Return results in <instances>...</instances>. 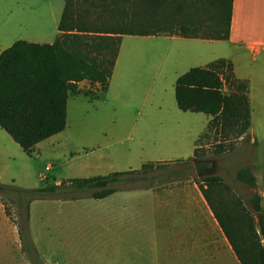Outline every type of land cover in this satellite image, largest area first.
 Segmentation results:
<instances>
[{"label":"rangeland","instance_id":"rangeland-1","mask_svg":"<svg viewBox=\"0 0 264 264\" xmlns=\"http://www.w3.org/2000/svg\"><path fill=\"white\" fill-rule=\"evenodd\" d=\"M62 7V0H0V52L17 40L51 44L58 35L57 24ZM126 36L125 42L130 39L128 35ZM204 46V49L196 50L203 57L188 61L182 69L205 67L204 65L210 62L205 56L208 53H211L210 57L230 55L224 43ZM162 49L163 46L159 45L146 46L145 55H142L144 53L142 50L135 55L146 56L145 70L143 69L144 82L148 83L151 79L150 73L155 70L154 66L158 65L156 59L151 58L152 55L158 54ZM120 56L121 74L126 69L124 64L127 59L124 58V51ZM131 60L136 61L135 58ZM170 62L169 57L163 72L167 71ZM253 64L248 54H242L237 61L240 70L244 72H247ZM162 82L160 92L149 96L150 101L154 100L156 103L160 101L163 104L164 108L160 112L153 109L151 112L142 110L138 113L134 106L139 105L144 96L140 87L138 90L115 88L113 94L107 97L100 96L97 87L93 90L96 94L93 99L82 94L70 96L67 126L64 131L40 144L30 155L25 154L0 129L1 183L35 189L66 179L135 171L140 170L141 166L147 163L163 162L146 174L145 180L140 179L141 175L129 176L135 178V181L132 179L112 187L117 189L116 191H121L120 189L139 184L147 185L151 182L198 185L200 178L194 172L191 157L194 142L204 131L208 116L202 113H186L179 109L177 111L173 91L175 80L170 75H165ZM119 83H123L121 79ZM82 90L88 91L87 87H83ZM223 91L229 93L226 86ZM257 100L264 109V96H258ZM168 104L173 106V112ZM254 107L260 108L257 103L253 105L255 111ZM263 109L255 111L251 129L255 140L245 133L239 139L229 137L224 142L212 131H206L198 143L200 146L198 155L199 159L215 162L214 176L220 177L223 183L230 186L231 192L240 197L248 208L251 196L254 193L258 194L261 212L264 214ZM177 122L180 126H176ZM219 143L222 144V153H218ZM45 166L50 170L45 171ZM241 167L251 169L256 178L255 189L236 181L235 173ZM151 174H154L155 178L151 179ZM89 194V191H77L69 195L89 199ZM13 199L14 196L0 193V201L10 213L11 219L23 228L24 210L18 209ZM46 199L58 198L54 196ZM30 205L28 238L32 251L27 245L23 246L24 243L20 240L18 232L16 234L9 231L4 224V216H0V230L4 232L3 239L0 238V264H182L176 259L177 256L140 255L128 248L122 240L112 245L105 231L97 229L95 232L89 224L84 225L81 235L77 237L80 247L77 253L60 254L53 247L60 246L58 242L60 232L56 230L52 233L53 227L44 230L42 224L43 211L47 210L51 215L53 205L40 202ZM87 205L91 208L90 203ZM90 208L85 215L90 214ZM217 228L218 235L212 233L211 253L189 256V264H239L220 228ZM113 229L121 239L129 232L122 224L113 226ZM91 238H94V241L90 240ZM34 239H38L39 248L36 247Z\"/></svg>","mask_w":264,"mask_h":264},{"label":"trees","instance_id":"trees-1","mask_svg":"<svg viewBox=\"0 0 264 264\" xmlns=\"http://www.w3.org/2000/svg\"><path fill=\"white\" fill-rule=\"evenodd\" d=\"M62 2L58 35L51 44L17 40L0 52V129L27 155L34 146L65 129L69 94L96 97L95 92L82 91L79 83L85 81L89 86L97 85L100 93L106 92L122 36L226 41L230 34L233 0ZM225 86L229 93H224ZM174 99L182 112L210 116L206 131L224 142L229 137L239 139L250 127L247 83L234 78L228 61L219 59L187 70L175 81ZM221 145L218 153L223 152ZM198 149L193 159L200 158ZM160 165L147 163L138 171L66 179L35 189L0 184V193L14 196L16 207L24 210V227L11 219L3 205L5 215L16 226L23 246L32 251L28 238L31 202L54 196L76 199L79 197L69 194L77 191H89L90 198L103 199L116 192L115 184L135 181L129 177L135 175L145 180L146 174ZM235 179L248 188L256 187L248 167L239 168ZM198 188L239 264H264L260 196L254 193L248 208L214 175L200 178Z\"/></svg>","mask_w":264,"mask_h":264},{"label":"crops","instance_id":"crops-1","mask_svg":"<svg viewBox=\"0 0 264 264\" xmlns=\"http://www.w3.org/2000/svg\"><path fill=\"white\" fill-rule=\"evenodd\" d=\"M125 37L127 36L121 37L108 88L100 96L112 95L115 88L124 89L125 87L138 90L140 87L144 96L141 103L134 106V108H137L138 113L142 110L151 112L153 109L160 112L164 108L163 104L160 101L157 103L154 100L150 101L149 96L160 92L163 77L170 75L176 81L180 75L189 70L188 68L182 69L188 61L203 57L196 50L204 49V45L224 43L230 55L227 57L223 55L210 57L212 56L211 53L205 54L210 60L207 64L209 65L219 59L228 61L232 65L234 78L247 83L250 127L246 134L251 135L255 140L251 130L255 111H259L260 108L263 109L257 98L258 96H264V0H233L230 34L226 41L185 39L177 36H128L130 39L125 42ZM156 45L163 46V49L158 54L154 53L152 55L151 58L156 59L158 65L154 66L155 70L150 73L151 79L146 83L143 74L146 56L135 55L141 53L140 50L144 51L142 55H145L146 50L144 49L146 46L155 47ZM123 51L124 58L127 59L124 64L126 69L120 74V55ZM242 54H248L251 62L254 63L247 72L240 70L239 65H237V61ZM169 57L171 62L167 71L163 72L165 62ZM131 58H135L136 61H132ZM207 64L204 66L206 67ZM120 79L123 83L118 84ZM78 86L81 90L83 87H87L88 91L92 92L98 87L97 85L89 86L85 81L79 83ZM70 96L74 95L69 94L67 98L66 126ZM254 103H257L260 107L259 109L254 107L255 111L253 109ZM168 107L172 112L174 111L171 104H168ZM210 120L211 117L208 116L204 131L194 142L191 158H193L194 150L200 147L198 141L206 132ZM262 120L264 121V118ZM176 124V126H180L178 122ZM53 137L40 142L33 149ZM46 168L48 169L46 170ZM44 170L49 171L50 168L45 166ZM135 171H138V169ZM151 175V179L155 178L154 174ZM0 184H2L1 180ZM55 184H58V182H55ZM120 190L103 199H42L31 202V205L37 202L53 205L54 209L51 215L48 214L47 210L43 211L42 224L44 230L53 227L51 232L56 230L60 232L58 241L60 246H53L60 254L77 253L80 248L77 237L81 235L85 224H89L95 232L97 229L105 231L108 241H112L110 244L113 245L116 244V241L122 240L128 248L140 255L177 256L178 262L189 264V256L209 255L211 253L212 233L218 235V225L216 221L214 222V219L212 220V213L197 184L151 182L147 185L139 184ZM89 203L91 208L87 205ZM99 204L100 206L102 204V206L100 207ZM89 208L90 214L85 215ZM0 216H4V224L9 231L17 234L15 225L5 215L1 201ZM117 224H122L124 229L129 230L122 239L114 232L113 226ZM3 237L4 232L0 230V238L3 239ZM90 240L94 241V238ZM92 241H90V244ZM34 242L36 247L39 248L38 239H34Z\"/></svg>","mask_w":264,"mask_h":264},{"label":"water","instance_id":"water-1","mask_svg":"<svg viewBox=\"0 0 264 264\" xmlns=\"http://www.w3.org/2000/svg\"><path fill=\"white\" fill-rule=\"evenodd\" d=\"M194 172L198 178L214 175L215 162L209 159H192Z\"/></svg>","mask_w":264,"mask_h":264},{"label":"built area","instance_id":"built-area-1","mask_svg":"<svg viewBox=\"0 0 264 264\" xmlns=\"http://www.w3.org/2000/svg\"><path fill=\"white\" fill-rule=\"evenodd\" d=\"M48 168H46V170H47Z\"/></svg>","mask_w":264,"mask_h":264}]
</instances>
